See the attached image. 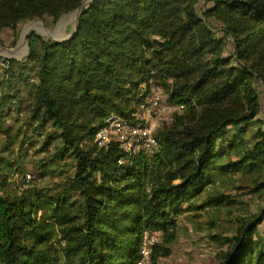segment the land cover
Returning a JSON list of instances; mask_svg holds the SVG:
<instances>
[{"label":"trees","instance_id":"16d2710c","mask_svg":"<svg viewBox=\"0 0 264 264\" xmlns=\"http://www.w3.org/2000/svg\"><path fill=\"white\" fill-rule=\"evenodd\" d=\"M79 10L68 38L32 32L22 59L0 56V264H139L146 233L158 264L183 219L218 264H264V207L244 211L264 197V0H0V45ZM156 86L179 110L158 152L99 148ZM238 176L236 197L218 189ZM224 210L230 235L203 224Z\"/></svg>","mask_w":264,"mask_h":264},{"label":"rangeland","instance_id":"374dc122","mask_svg":"<svg viewBox=\"0 0 264 264\" xmlns=\"http://www.w3.org/2000/svg\"><path fill=\"white\" fill-rule=\"evenodd\" d=\"M76 23L77 15L71 14L65 17L55 28H48L41 23L30 25L27 27L28 30L26 29L27 32L24 39L19 45L15 44L12 32L6 30L3 33V45H0V56L22 59L27 52L26 37L32 32H36L51 40H64L68 38L70 33L75 29ZM229 54H232V51H230ZM259 92L263 109L261 118L264 122V88L259 87ZM258 127L264 128V123L258 124ZM250 133L253 134V132ZM241 180L244 181L245 178L238 176L236 181L232 180L225 185H219L218 189L223 193L231 194L236 197L241 192L234 189L235 185L245 188L249 186L248 182H241ZM48 184L49 182H47L45 186H48ZM252 185H254V183H252ZM244 207L246 208V210L244 209L246 212H257L261 207H264V197H259V195L253 194L244 195ZM238 214L239 212H235L234 216H231L225 210L219 214L212 213L203 220V224L208 227V224L215 222L217 226L215 230L216 232H223L225 235H230L234 229L229 221L236 219ZM201 235L203 236L201 237ZM201 235L195 233L192 225L183 219L180 235L175 244L174 254L170 258L162 259L158 264H199L202 261L209 262L210 264H218V253L221 250L220 246L210 242L209 238L204 233Z\"/></svg>","mask_w":264,"mask_h":264},{"label":"built area","instance_id":"2783aa9c","mask_svg":"<svg viewBox=\"0 0 264 264\" xmlns=\"http://www.w3.org/2000/svg\"><path fill=\"white\" fill-rule=\"evenodd\" d=\"M178 111L168 102L162 87L156 86L153 95L137 105L130 119L120 115L110 116L97 132L95 143L102 149L115 146L130 159L143 153L155 154L159 150L156 133L165 124L171 123ZM33 179L32 175H27L25 185L28 186ZM160 241L157 234H145L139 264H152V249Z\"/></svg>","mask_w":264,"mask_h":264},{"label":"water","instance_id":"95a60500","mask_svg":"<svg viewBox=\"0 0 264 264\" xmlns=\"http://www.w3.org/2000/svg\"><path fill=\"white\" fill-rule=\"evenodd\" d=\"M79 15H80V10H79V12H78V14H77V21H78ZM27 36H28V34H27ZM27 38H28V37H26V39H27Z\"/></svg>","mask_w":264,"mask_h":264},{"label":"bare ground","instance_id":"6f19581e","mask_svg":"<svg viewBox=\"0 0 264 264\" xmlns=\"http://www.w3.org/2000/svg\"><path fill=\"white\" fill-rule=\"evenodd\" d=\"M37 29V28H36ZM28 30V29H27Z\"/></svg>","mask_w":264,"mask_h":264}]
</instances>
